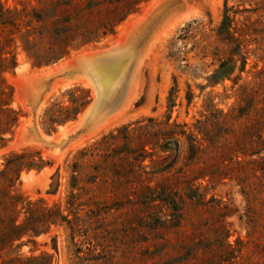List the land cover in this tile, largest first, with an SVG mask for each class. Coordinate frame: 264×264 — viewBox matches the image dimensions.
I'll return each mask as SVG.
<instances>
[{"label":"rangeland","instance_id":"374dc122","mask_svg":"<svg viewBox=\"0 0 264 264\" xmlns=\"http://www.w3.org/2000/svg\"><path fill=\"white\" fill-rule=\"evenodd\" d=\"M158 1L0 0V218L39 229L0 244V264H264V0H166L138 31L135 48L156 40L124 114L59 152L20 137L41 80L138 30ZM21 70L37 72L27 92ZM79 80L43 94L44 138L79 126L94 95Z\"/></svg>","mask_w":264,"mask_h":264},{"label":"bare ground","instance_id":"6f19581e","mask_svg":"<svg viewBox=\"0 0 264 264\" xmlns=\"http://www.w3.org/2000/svg\"><path fill=\"white\" fill-rule=\"evenodd\" d=\"M187 1V0H185ZM193 10V9H192ZM188 12V11H187ZM183 13V12H182ZM194 13V12H193ZM192 13V14H193ZM190 15V14H189ZM188 15V16H189ZM136 16V15H135ZM187 16V15H186ZM137 17V16H136ZM135 17V18H136ZM180 17V16H179ZM185 17V16H184ZM176 19V18H175ZM130 20V19H129ZM142 21V20H141ZM175 21V20H174ZM140 22V21H139ZM180 22V21H179ZM142 23V22H140ZM139 23V25H140ZM173 23V22H172ZM146 25V24H145ZM128 26V25H126ZM167 26V24L165 25V27ZM135 27V24L133 26L130 27V25L127 28L123 29V33L124 35H122V37H119L115 40V42L113 44H110L109 46L106 45L104 51H100V53H97L96 55L93 54H89L86 53L85 50V54H80L82 55V59H80V63L79 66L76 67L78 74H80L81 77H84V81L85 83H83L81 80V83L84 85H87V87L91 88V90L94 92L93 95V100L97 97H101L102 98V102H95L92 106V113L90 115H93L95 110L101 111L100 114L98 115H104L105 112V106L107 105V103H109L108 101L111 100L112 98H117L118 95H120V99L118 100V103L116 105H114V107H112L110 109V111L112 110H117V112H124L131 106V104L133 103V101L138 97V95L141 93V73H142V69L145 68L146 63H147V59L151 53V49H152V42L154 40H151V43H146L145 45H143L140 48H135L134 45H130L129 41H126V36L129 33V31H131L133 28ZM145 28V27H143ZM162 29H164L163 27H161ZM168 28V27H167ZM122 30V29H121ZM135 30V28H134ZM142 30V29H141ZM161 30V29H160ZM166 31V28L164 29ZM169 30V29H167ZM163 31V30H161ZM144 32V31H143ZM159 32V31H158ZM164 32V31H163ZM170 32V31H167ZM121 33V32H120ZM141 33V32H140ZM165 33V32H164ZM139 34V32H138ZM156 34V33H155ZM166 34V33H165ZM129 35V34H128ZM157 35V34H156ZM160 35V34H158ZM157 35V38H158ZM121 36V35H120ZM140 36V35H139ZM155 37V36H154ZM153 37V38H154ZM165 37V36H164ZM162 37V38H164ZM114 41V40H113ZM126 41V42H125ZM149 41V40H148ZM159 41V40H158ZM120 49H119V48ZM93 49H97V48H92L91 50L94 51ZM103 49V48H101ZM89 50V51H91ZM98 51V50H97ZM78 52V54H79ZM77 54L76 58L79 57ZM154 54V53H153ZM80 55V56H81ZM74 57V56H73ZM81 58V57H80ZM151 58V57H150ZM73 61H75V59H71ZM149 60V59H148ZM66 61V60H65ZM69 62V61H68ZM72 62V61H71ZM70 62V64H72ZM64 64V63H63ZM74 64V63H73ZM148 64V63H147ZM61 65V64H59ZM66 63L62 66H65ZM69 64L66 65L65 68H67ZM72 66V65H71ZM148 66V65H147ZM27 67V66H26ZM70 67V66H69ZM68 67V68H69ZM73 67V66H72ZM71 67V68H72ZM48 68V66H47ZM51 67L49 66L48 69H50ZM25 69V68H24ZM47 70V69H46ZM45 71V74L48 72ZM62 70V69H61ZM20 71V70H19ZM24 71H27L24 70ZM37 71V70H36ZM42 72V70H40ZM75 71V70H74ZM22 72V76L19 77L18 79V85H19V89L20 90H24L25 92H27V85L26 83H29V80L31 81L34 78V74L37 73L35 71H31V72ZM43 73V72H42ZM51 74V73H50ZM54 74V73H53ZM38 75V74H37ZM36 75V76H37ZM49 75V73H48ZM47 77V76H46ZM45 77V78H46ZM37 79L41 78V76H37L35 77ZM72 78L69 77V79ZM78 79V77H73L71 80L74 79ZM68 81V77L65 78ZM80 79V78H79ZM83 79V78H82ZM36 80V79H35ZM65 80V81H66ZM33 81V80H32ZM63 81V80H62ZM66 81V82H67ZM59 82V81H58ZM57 82V85H58ZM73 82H76L73 81ZM72 82V83H73ZM35 84L34 81L31 82V84ZM64 83V81H63ZM79 83V82H78ZM71 85V84H70ZM66 86V85H64ZM68 86V85H67ZM59 87V86H58ZM30 88V87H29ZM34 88V87H33ZM62 88V87H61ZM52 93V92H51ZM27 95V94H26ZM44 102V101H43ZM91 106L89 105L87 107L86 110H84L81 114V117H78L80 120L78 123L80 124L81 120L83 119L84 116L87 115L88 113V109H90ZM104 108V109H103ZM40 109V108H39ZM107 110V109H106ZM108 111V112H110ZM89 114V113H88ZM106 114V113H105ZM120 115L122 116V114L120 113L119 116L118 114L113 115V117H115V120L117 117H120ZM79 116V115H78ZM102 117V116H101ZM104 117V116H103ZM81 118V119H80ZM93 119H95V117H92ZM100 118V117H99ZM109 118V116H108ZM108 118L106 120H108ZM26 119V118H25ZM102 119V118H101ZM30 118H27L26 122L27 124L30 123ZM77 120V119H76ZM77 120V121H78ZM99 120V119H98ZM97 120V121H98ZM105 120V121H106ZM114 118H112V122H113ZM77 121H75V123H77ZM103 122L104 124L106 122ZM111 121H107V123H110ZM21 125V129L24 128V126L26 124ZM70 123V122H69ZM72 123V122H71ZM31 124V123H30ZM78 124V125H79ZM113 124V123H112ZM65 126V125H63ZM77 126V125H76ZM75 126V127H76ZM102 126V125H101ZM106 126V125H104ZM109 126V125H108ZM74 127V126H73ZM100 127V126H99ZM70 128V127H69ZM103 128V126H102ZM60 129V128H59ZM71 129V128H70ZM90 129V128H89ZM101 129V128H100ZM98 128V130H100ZM96 130V131H98ZM69 131L68 128H62V131L60 130V134H55V137H60V136H65L66 133ZM71 131V130H70ZM92 131V130H91ZM70 133V132H68ZM91 133V132H90ZM98 133V132H97ZM96 133V134H97ZM58 135V136H57ZM45 136V135H44ZM53 137V135H50V137ZM49 136H47L48 138ZM53 137V138H55ZM46 138V136H45ZM85 140V139H84ZM82 141V140H81ZM71 142V141H70ZM80 144V143H79ZM69 149V148H68ZM75 149V148H74ZM64 155V154H63ZM34 174V172H33ZM30 177V176H29ZM25 178H27L25 176ZM35 179V178H33ZM27 182V181H26Z\"/></svg>","mask_w":264,"mask_h":264},{"label":"water","instance_id":"95a60500","mask_svg":"<svg viewBox=\"0 0 264 264\" xmlns=\"http://www.w3.org/2000/svg\"><path fill=\"white\" fill-rule=\"evenodd\" d=\"M165 2H166V0H159L153 6L152 10H150L146 14L144 19L142 20V24L138 25L139 29L135 30V31L132 29L131 31H129V33H128L129 35L127 34V36L125 38H126V41H129L130 45L135 44L136 37L139 35L138 31L141 30L143 28V26L144 27L149 26V27L153 28L154 27L153 25L155 24V22H158V20H160V17L161 18L163 17V15L162 16L159 14L157 15L156 13H161V11H160L161 9L159 10L158 8H160L162 5H164ZM131 24H133V23H131ZM131 24H130V27L132 26ZM144 29L145 28H143L142 30H144ZM79 63H80L79 59L75 60L74 64L72 65L74 67H72V68L70 67L67 69L64 68L61 71H56L53 75L44 78L43 80H41L39 82L38 85H36L35 89L38 90L37 96H35L34 99H26V102H25V104L27 105V108H28L26 117H30V123L31 124L24 126L22 132L20 133V137L22 140L32 139V140L38 142L39 144H42V147L45 148L46 150H49V151H55L56 150L59 152V151H62L71 140L76 138L81 133H84L85 131H87L94 124L95 119H93L92 117L94 116L95 118H97L101 111L95 110L93 115H90V114L92 113V108L94 106L93 104L95 102H97V103L102 102L101 97H98V98L96 97L94 100H91V102L85 107L87 109V107L89 105L91 106V108L88 109L89 114L87 113V115L84 116L83 119L81 120L79 126L73 132L67 134L64 138H60L59 140H53L52 138L46 139L39 133V131L36 127V124H35L36 109L42 100L43 94L50 89L54 78L55 77H64L66 75H70L72 73V71H74L76 69V67L79 66ZM119 99H120V95H118L117 98H112L111 100H109L108 101L109 103H107V105L104 107L105 108L104 114L107 113L108 111H110V109L118 103ZM85 108H84V110H85ZM45 135L49 136L51 134H45ZM56 170H58V169H56ZM56 187H57V185H56ZM55 264H59L57 260H56Z\"/></svg>","mask_w":264,"mask_h":264},{"label":"trees","instance_id":"16d2710c","mask_svg":"<svg viewBox=\"0 0 264 264\" xmlns=\"http://www.w3.org/2000/svg\"><path fill=\"white\" fill-rule=\"evenodd\" d=\"M15 120L17 112H14ZM32 162L27 163V168H30ZM57 207V206H54ZM52 207V208H54ZM50 209V208H49ZM48 209V211H49ZM51 218V217H49ZM32 219V216L29 214L24 218L23 221L16 223L15 219L5 220L3 223L0 218V244L10 245L14 240H19L23 235H37L39 233V229L34 225H29V221ZM49 222H55V219H48ZM61 220H66L64 216H61ZM43 259V260H42ZM50 256L47 254H41L37 256H27V257H14L12 259H8V264H49Z\"/></svg>","mask_w":264,"mask_h":264}]
</instances>
